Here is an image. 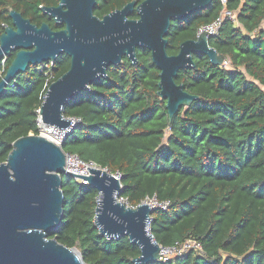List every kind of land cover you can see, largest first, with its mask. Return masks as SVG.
Masks as SVG:
<instances>
[{"label":"trees","instance_id":"1","mask_svg":"<svg viewBox=\"0 0 264 264\" xmlns=\"http://www.w3.org/2000/svg\"><path fill=\"white\" fill-rule=\"evenodd\" d=\"M133 0H97L103 17ZM138 3L143 0H136ZM60 0H0V35L13 25L12 9L41 26L57 23L42 6ZM225 16L210 44L231 65L213 64L195 54V66L180 70L177 83L199 96L170 119L167 100L158 95L160 69L148 48L138 62L124 56L90 87L71 99L66 117L78 121L62 142L69 154L122 174V197L132 206L147 199L169 201L153 213L150 231L166 246L199 241L192 249L150 264H264V0H213L204 10L174 19L167 34L169 54H177L200 27ZM131 18H138L135 11ZM0 66V80L16 56ZM31 64L0 97V163L13 142L40 134L39 110L48 85L71 66L58 56L52 66ZM63 220L50 233L77 247L86 264H136L140 247L127 236L108 238L95 223L99 191L62 174Z\"/></svg>","mask_w":264,"mask_h":264},{"label":"water","instance_id":"2","mask_svg":"<svg viewBox=\"0 0 264 264\" xmlns=\"http://www.w3.org/2000/svg\"><path fill=\"white\" fill-rule=\"evenodd\" d=\"M213 0H133L123 8L99 17L94 13L97 0H60L57 6H42L43 12L65 26L54 30L47 22L41 26L12 9L13 25L0 35V66L17 51L0 80V97L15 76L33 64L71 57V66L51 82L41 104L40 126L68 128L72 121L64 114L68 102L88 89L108 67L124 56L136 64L137 48H148L160 69L158 95L167 100L172 119L181 107L199 98L177 83L180 70L195 66L194 55L206 54L213 64L222 65L225 56L211 46L207 31L187 39L177 54L167 50L171 23L204 10ZM138 18H131L134 12ZM67 152L44 134H29L13 142L6 162L0 163V264H86L81 251L59 242L49 234L62 223L64 193L62 174L84 179L99 191L95 223L108 238L127 236L140 247L136 264L160 260L161 245L150 231L153 213L147 202L136 208L119 201L123 186L111 172L101 167L77 175L67 170ZM84 167V164H79Z\"/></svg>","mask_w":264,"mask_h":264},{"label":"built area","instance_id":"3","mask_svg":"<svg viewBox=\"0 0 264 264\" xmlns=\"http://www.w3.org/2000/svg\"><path fill=\"white\" fill-rule=\"evenodd\" d=\"M223 1H225V0H223ZM225 16H229L230 18L236 20V14L227 11L225 14H223L222 18H219L213 24L200 27L199 30H198L197 35L203 33L204 31H207L206 33L209 34V35H212V36L215 35L218 32V29H219V27H220V25L222 23V20L224 19ZM45 65L46 66H49V65L52 66L53 65V61L46 62ZM223 65L230 66L231 65L230 60L225 58V60L223 62ZM69 118L71 119L72 124L68 128H59V127H55V126H45V128H42V126H41V129L44 130V133L51 140H53L54 142H56L59 145H62V142H63L64 138L66 137V135L69 133V131L72 129V127L78 121H80V120L75 119V118H71V117H69ZM80 163L84 164L85 166L84 167L80 166L79 165ZM87 166H89L91 168H98L99 167L94 162H86V161L82 160L78 155L69 154V153L67 154L66 168H67L68 171H70L72 173H75L77 175L87 176V175H90V172H89ZM103 169H105L107 171H110V170H108L106 168H103ZM113 174L121 181L122 174L120 172L113 173ZM77 180L80 181L81 183L88 184L87 180H84V179H77ZM149 200L155 202L153 205H151V207L152 208H156V209L167 208L169 206V204H170L169 201L160 202L156 198L147 199L144 202L148 203ZM119 201L124 202L127 206H130L132 208H136L137 207V206L135 207V206L130 205L129 201L126 198L122 197V195L119 197ZM192 249L198 250L200 253H203V248H202L201 243L199 241L195 240V239H188L184 243L177 244L175 246H166V247H164V246L161 245V251H160L161 252V257H160V260H167V259L175 257V256H180V255H182V254H184V253H186V252H188V251H190ZM171 253L174 254V255H171Z\"/></svg>","mask_w":264,"mask_h":264},{"label":"bare ground","instance_id":"4","mask_svg":"<svg viewBox=\"0 0 264 264\" xmlns=\"http://www.w3.org/2000/svg\"><path fill=\"white\" fill-rule=\"evenodd\" d=\"M41 126H42V128H45V125L44 124H41ZM148 203L150 204V205H153L155 202L154 201H148ZM77 250L79 251V249L77 248Z\"/></svg>","mask_w":264,"mask_h":264},{"label":"rangeland","instance_id":"5","mask_svg":"<svg viewBox=\"0 0 264 264\" xmlns=\"http://www.w3.org/2000/svg\"><path fill=\"white\" fill-rule=\"evenodd\" d=\"M225 13H226V12H225ZM225 13H224V14H225ZM41 133L44 134L45 136H47V135L44 133V130H43V129H41ZM47 137H48V136H47ZM48 138H49V137H48ZM171 255H174V254L171 253Z\"/></svg>","mask_w":264,"mask_h":264}]
</instances>
